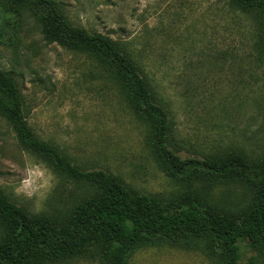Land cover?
<instances>
[{
	"label": "rangeland",
	"instance_id": "obj_1",
	"mask_svg": "<svg viewBox=\"0 0 264 264\" xmlns=\"http://www.w3.org/2000/svg\"><path fill=\"white\" fill-rule=\"evenodd\" d=\"M72 27L114 40L143 70L171 121L183 158H264V57L252 15L229 0H51ZM0 70L13 77L36 137L82 170H102L169 209L184 191L218 209L248 202L242 185L170 178L152 129L130 107L111 73L90 54L50 42L29 0H0ZM0 192L34 215L67 220L93 194L23 148L0 113ZM2 226L0 223V237ZM241 264H264L246 243ZM199 250L141 247L128 264H216ZM63 264H103L79 258Z\"/></svg>",
	"mask_w": 264,
	"mask_h": 264
},
{
	"label": "trees",
	"instance_id": "obj_2",
	"mask_svg": "<svg viewBox=\"0 0 264 264\" xmlns=\"http://www.w3.org/2000/svg\"><path fill=\"white\" fill-rule=\"evenodd\" d=\"M29 1L50 42L90 54L111 73L131 109L150 125L157 159L170 178L183 185H242L249 199L243 208L226 212L204 193L184 191L166 209L158 197L131 189L110 172L80 169L36 137L16 80L0 70V113L13 125L19 144L57 172L93 188L62 222L34 215L0 192V264H63L81 257L128 264L138 248L162 243L200 249L216 264H241L246 243L264 263V158H183L171 146L169 115L140 65L111 38L72 27L55 2ZM228 5L234 13L253 16L264 57V0H229Z\"/></svg>",
	"mask_w": 264,
	"mask_h": 264
}]
</instances>
